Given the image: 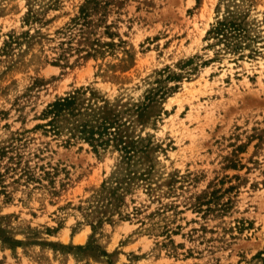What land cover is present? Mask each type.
<instances>
[{"label": "rangeland", "instance_id": "374dc122", "mask_svg": "<svg viewBox=\"0 0 264 264\" xmlns=\"http://www.w3.org/2000/svg\"><path fill=\"white\" fill-rule=\"evenodd\" d=\"M85 1L0 0V146L35 175L0 182V264H264V0H100L115 45L55 64Z\"/></svg>", "mask_w": 264, "mask_h": 264}, {"label": "trees", "instance_id": "16d2710c", "mask_svg": "<svg viewBox=\"0 0 264 264\" xmlns=\"http://www.w3.org/2000/svg\"><path fill=\"white\" fill-rule=\"evenodd\" d=\"M105 4H107V2ZM100 5V0H86L80 7L79 15L72 19V22L65 28V30H60L63 34H65V36L59 42L58 48L60 50L58 52V56L55 58V60H53V63L58 64L61 63V61L68 62L69 57L73 55V53H77L79 55V58L96 55L100 52L104 53L105 47H113L115 45L114 41H103L101 35H95V32L93 30L92 26L96 24V22L103 20V18L101 17L95 18V16H92L94 11L99 9ZM221 24L223 25L225 23ZM232 26L234 27V23L232 24ZM223 29V27H218L219 32H221ZM235 29H237L236 26ZM104 33L110 37L115 34L114 32L109 30L108 25H106V30L104 31ZM24 37L28 38L29 33H26ZM33 37H35V35H33ZM14 42L20 43L21 40H19V37L11 34L10 41H6L5 46H10ZM82 52L85 53L82 54ZM75 103L76 96L73 94H69L65 97H60L54 102L48 104L43 114L45 118H49V120L46 124H44V126L46 128L49 127L50 130L57 131L56 118L65 110L73 111L74 109H76ZM113 125V123L104 120L98 127H90L87 124H82L79 128V131L81 132V137H83L94 147H96L105 142L104 137L106 134H113V132H110L109 130ZM117 137L118 136L116 135L113 136L114 139H116ZM16 139L21 140L20 138ZM110 139L111 138H108L106 140ZM15 141L16 140H13V142L7 146H0V182H3L6 174L9 173H12V176L15 177V181H18V179L23 176L27 178L26 180L35 178L30 164L27 163L24 166H21L23 155L18 152V146L16 145ZM14 151L15 153H13ZM9 153L13 154L9 155ZM6 156H8L7 162L5 164H1ZM2 169H4V171H2ZM3 189L4 191H6L5 185H3ZM217 193L218 190H213L211 193L205 192L199 195L196 202L198 210L204 213L210 211L213 205V197L217 195ZM222 205H225V203ZM205 206L206 208H204ZM8 239L9 237L7 236L5 240ZM12 241L15 242L17 240ZM261 254L263 255L262 258L264 261V249L261 251Z\"/></svg>", "mask_w": 264, "mask_h": 264}]
</instances>
